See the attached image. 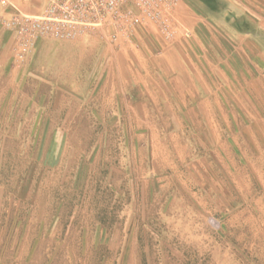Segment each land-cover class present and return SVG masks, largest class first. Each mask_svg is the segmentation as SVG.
<instances>
[{
	"label": "rangeland",
	"instance_id": "obj_1",
	"mask_svg": "<svg viewBox=\"0 0 264 264\" xmlns=\"http://www.w3.org/2000/svg\"><path fill=\"white\" fill-rule=\"evenodd\" d=\"M29 51L0 70V264H264V68Z\"/></svg>",
	"mask_w": 264,
	"mask_h": 264
},
{
	"label": "crops",
	"instance_id": "obj_2",
	"mask_svg": "<svg viewBox=\"0 0 264 264\" xmlns=\"http://www.w3.org/2000/svg\"><path fill=\"white\" fill-rule=\"evenodd\" d=\"M4 10L0 6V14ZM171 25L175 33L169 39L160 36L156 27L149 24L146 32L140 30V34L116 41L108 38L106 41L98 38L59 39L47 35L33 44H24L15 31L5 28L0 21V70L24 69L4 63L9 50H30L28 60L40 54L49 59L57 53L66 56L68 50H161L157 57L167 52L174 54L176 50H207L206 53L210 50L221 55V50H231L234 58L244 60L242 64L247 56L258 70L264 68V0H177ZM32 65L30 61L28 68Z\"/></svg>",
	"mask_w": 264,
	"mask_h": 264
},
{
	"label": "built area",
	"instance_id": "obj_3",
	"mask_svg": "<svg viewBox=\"0 0 264 264\" xmlns=\"http://www.w3.org/2000/svg\"><path fill=\"white\" fill-rule=\"evenodd\" d=\"M177 0H0L4 27L15 31L24 44L47 35L74 39L86 29H97L111 41L146 32L152 24L165 39Z\"/></svg>",
	"mask_w": 264,
	"mask_h": 264
}]
</instances>
